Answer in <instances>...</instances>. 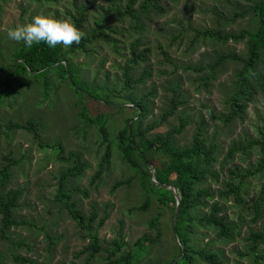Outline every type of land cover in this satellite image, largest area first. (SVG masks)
I'll list each match as a JSON object with an SVG mask.
<instances>
[{
	"label": "rangeland",
	"instance_id": "obj_1",
	"mask_svg": "<svg viewBox=\"0 0 264 264\" xmlns=\"http://www.w3.org/2000/svg\"><path fill=\"white\" fill-rule=\"evenodd\" d=\"M137 1L136 9L143 0ZM259 1L166 0L163 2L166 13L153 16L146 21V28L138 32L130 18L122 19L118 15L128 0H0V67L7 70L6 73L0 71V78L10 73L15 62L14 56L23 44L10 41L7 38L8 29L30 22L38 14H52L74 23L71 14H76L78 9L83 10L88 16L85 26L88 36L99 35V30H102L116 41L114 47L98 38L89 46L90 54L78 51L69 56L75 68H72V73L76 74L77 71L83 87L98 92L102 97L109 96L114 106L88 96L83 98L69 80L60 76L59 71L45 74L40 80L22 76L21 84L14 85L15 92H20L16 94V101L12 103L7 97L5 104L0 105V169L7 164L6 157L12 154L19 165L13 168V183L9 189H22L25 192L17 216L40 229L46 227L47 231L60 239L56 249L52 250L45 234L37 231V227L27 225L26 229H13L14 244L0 241V261L6 264H25L14 260L17 255L33 261L26 264L104 263L102 256L89 263L91 239L55 200L58 177L69 166L60 159L68 158L71 152L82 154L84 161L89 163V168L74 184L78 191L72 193L73 201L88 217L98 212L95 225L100 230L103 247H111V242L120 238L121 231L131 246L145 235L157 237V229L150 224L159 217L158 229L162 231L160 245L143 253L140 264H167L179 254L180 242L173 227V210L160 204L154 195L150 196L151 207L148 210L142 208L148 196L141 188L140 177L135 175L118 153V135L133 116L127 98L132 94L139 99L152 89L157 90L156 97L148 98L153 114L144 123L143 130L147 131L149 125L158 121L161 126L146 135L148 138L163 136L180 123L184 107L166 122L161 121L163 111L168 109L169 100L174 96L170 88L180 81V92L187 101L185 112L194 116L195 121L178 137V143L181 146L190 145L198 120L204 117L209 124L207 129L210 135L215 136L220 148L221 163L226 161L227 153L234 143L262 139L264 90L257 91L244 121L227 123L224 118L230 111L227 99L235 81L233 72L239 65L228 64L227 72L218 82H213L208 91L199 80L204 74L186 71L191 64L213 62L217 54L235 52L245 57L247 50L244 42L224 44L200 37L194 47L191 44L200 32L207 30L223 34L256 30L259 21L254 8ZM136 40L143 43L140 50L151 49L148 62L136 68V76L140 77L147 69L152 71L153 76L146 85L128 93L124 89L123 70L131 58V44ZM63 49L66 51L68 47L63 46ZM100 117L105 119V128L114 145L113 159L111 169L103 180L92 185V178L105 153V147L101 145ZM31 118L41 123L42 140L27 131L12 127L13 124L25 123ZM57 143L65 147L66 154H62L59 148L47 147ZM25 155L27 157L22 161ZM261 157L259 150H253L248 156L238 154L234 160L226 161V167L217 164L215 170L220 174V181L210 179L204 187L220 189L221 184L230 179V169L256 166ZM129 179H132L130 186L115 187L118 182ZM249 181L244 207L236 205L234 201H221L226 208L225 214L239 225L242 235L234 242L225 243L213 231L200 228L192 242L197 247H210L219 254L223 264H255L246 238L251 230L258 231L262 227L263 222L253 221L251 206L262 192L264 175ZM216 201L218 198L210 201V204ZM209 210L202 208L199 212L203 214ZM108 214L110 218L100 228Z\"/></svg>",
	"mask_w": 264,
	"mask_h": 264
},
{
	"label": "trees",
	"instance_id": "obj_2",
	"mask_svg": "<svg viewBox=\"0 0 264 264\" xmlns=\"http://www.w3.org/2000/svg\"><path fill=\"white\" fill-rule=\"evenodd\" d=\"M166 0H143L138 9L137 0H128L126 7L118 11L122 19L130 18L132 25L139 32L146 28V21L156 15H164L166 9L163 2ZM254 13L259 21L256 30H243L240 32H229L223 34L220 31L207 30L200 32L191 47H194L200 37L204 39H213L220 43L236 44L244 42L247 54L245 57L235 52L217 54L215 60L209 64L189 65L186 71L204 74L199 78L203 82V88L209 90L213 82H218L228 68V64L239 65L234 70L235 81L228 97L229 114L224 116L227 123H233L236 120L244 121L247 116V110L250 103H253L258 90H264V0H260L254 8ZM74 24L84 33L79 44H73L64 51L62 45L55 48L49 47L45 43L34 44L32 47H26L22 44L21 48L15 54V62L10 69V73L0 78V105H4L7 97L14 103L16 94L14 85L21 84L22 76H30L35 80H40L43 75L59 71L60 76L69 80L77 93L83 96L96 99L106 105L114 106L115 103L110 97H102L96 91L84 88L76 74L72 73V63L70 55L82 51L90 54L89 46L98 38L106 41L110 45L116 46V41L106 33L99 30V35L88 36L85 26L88 22V16L83 10L71 14ZM143 46L141 40L132 42L130 51L131 58L127 61L124 68L125 91L128 93L135 91L139 86H144L152 78V71L145 70L140 77L136 76V68L145 64L149 60L151 49L140 50ZM75 69V68H73ZM0 71L6 73L5 67H0ZM54 71V72H52ZM45 77V76H44ZM177 81L176 85L170 88L173 92V98L169 100L168 109L164 110L161 121L166 122L171 117L179 113L181 107H184L183 113L179 118V125L169 130L165 135H158L154 138H148L146 133L159 128L160 122L154 121L149 125L147 131L143 130L144 123L153 114L152 107L148 101L149 97H156L157 90L152 89L147 95L137 98L135 95H129L127 105L133 109V116L128 120L127 126L120 131L117 141V150L121 159L130 166V169L136 176L140 177V184L143 192L147 194V199L143 205L144 210L151 207V197L156 196L159 203L167 205L173 210V224L177 238L180 242L179 254H177L167 264H197L203 262L206 264H223L219 254L210 247H197L192 242L194 236L200 228L211 230L217 237L225 243L234 242L242 235L239 225L225 214L226 208L221 201L234 203L244 207L247 202L245 196L248 194L250 179L261 178L264 175V129L261 130L262 139H249L245 142L234 143L226 156V161L234 160L238 154L248 156L253 150H259L262 157L257 165H249L247 168L234 167L229 170L230 179L221 184V188L214 190L211 187H204L210 179L220 181V174L215 170L217 164L226 167V161L220 162V148L216 143L215 136L210 135L207 126L208 122L204 117H200L195 129L193 139L190 145L181 146L178 143V137L183 135L187 128L195 121L194 116L187 114L186 99L180 92L181 85ZM10 104L11 106L13 104ZM123 107V106H122ZM210 114L214 117L212 111ZM102 133V147H105V153L99 162L97 172L92 178V185L98 184L103 180L104 175L111 169L113 159V142L109 139V133L105 128V119L99 118ZM17 130L27 131L34 135L36 139L42 140V125L36 119H29L25 123L12 125ZM42 146V145H41ZM48 148L61 149L62 154H66V149L60 144L48 145ZM44 148V146H43ZM25 155L22 161L26 158ZM62 161L68 163V167L62 170L58 177V194L56 202L62 205L63 211L77 222L78 226L88 234L92 244L89 246V263L99 256L103 257V264H140L142 254L147 253L154 247L160 245L162 231L158 229L160 218L157 217L151 222V227L157 229V237L145 235L134 245L125 241L123 231L120 238L111 242V247H103L100 241V230L96 228L98 212H93L88 217L73 201L72 193L78 191L74 184L83 176L89 163L84 161L83 155L77 152H71L68 158L61 157ZM7 164L0 169V241H8L14 244L13 232L19 228L26 229L27 225L37 227V231H42L52 250L56 249L60 239L53 236L46 227H40L31 224L26 220L18 218L17 214L22 207L24 190L9 189L13 183V168L19 165V162L13 157H6ZM154 172V173H153ZM132 179L120 181L115 187L130 186ZM85 193L83 190H79ZM218 201L210 204V201ZM179 208V212H177ZM210 208L207 213H200V209ZM253 221L263 222L260 230H251L246 238L249 243V253L252 255L255 264L264 263V185L262 192L251 206ZM175 227V218L177 217ZM110 218V215L102 220L100 228ZM31 228H28L31 230ZM14 231V232H15ZM128 247L127 250L125 248ZM249 255V254H248ZM16 262L33 263L32 260L14 256ZM0 264H6L0 261Z\"/></svg>",
	"mask_w": 264,
	"mask_h": 264
},
{
	"label": "clouds",
	"instance_id": "obj_3",
	"mask_svg": "<svg viewBox=\"0 0 264 264\" xmlns=\"http://www.w3.org/2000/svg\"><path fill=\"white\" fill-rule=\"evenodd\" d=\"M84 33L70 20L52 14L35 15L28 23L17 24L8 29L7 38L26 47L45 43L51 48L57 45L69 47L79 44Z\"/></svg>",
	"mask_w": 264,
	"mask_h": 264
},
{
	"label": "water",
	"instance_id": "obj_4",
	"mask_svg": "<svg viewBox=\"0 0 264 264\" xmlns=\"http://www.w3.org/2000/svg\"><path fill=\"white\" fill-rule=\"evenodd\" d=\"M177 212H179V208H178ZM177 218H178V214H177V217L175 218V227L177 225Z\"/></svg>",
	"mask_w": 264,
	"mask_h": 264
}]
</instances>
